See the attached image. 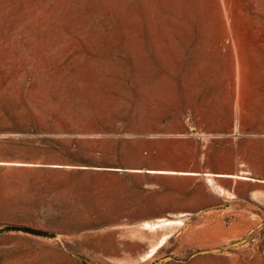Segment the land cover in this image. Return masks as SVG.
<instances>
[{
	"label": "rangeland",
	"instance_id": "374dc122",
	"mask_svg": "<svg viewBox=\"0 0 264 264\" xmlns=\"http://www.w3.org/2000/svg\"><path fill=\"white\" fill-rule=\"evenodd\" d=\"M7 116L0 264H264V0H0Z\"/></svg>",
	"mask_w": 264,
	"mask_h": 264
},
{
	"label": "trees",
	"instance_id": "16d2710c",
	"mask_svg": "<svg viewBox=\"0 0 264 264\" xmlns=\"http://www.w3.org/2000/svg\"><path fill=\"white\" fill-rule=\"evenodd\" d=\"M8 122H2L0 121V131H5V132H18L22 131V126L16 124L14 122V119H11L9 116H7ZM7 139H2V141H6ZM76 140H84V139H72V145L73 148L76 147L75 142ZM99 141H110L113 140V137L111 136H104L100 137L97 139ZM100 158H93L92 156H86V155H78L76 153L69 154L66 156V159L73 163H78V164H84V165H104V166H111V165H116V158H113V160H109L108 158H104L102 156H97Z\"/></svg>",
	"mask_w": 264,
	"mask_h": 264
},
{
	"label": "bare ground",
	"instance_id": "6f19581e",
	"mask_svg": "<svg viewBox=\"0 0 264 264\" xmlns=\"http://www.w3.org/2000/svg\"><path fill=\"white\" fill-rule=\"evenodd\" d=\"M164 222H172V221H164Z\"/></svg>",
	"mask_w": 264,
	"mask_h": 264
}]
</instances>
